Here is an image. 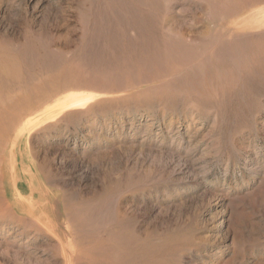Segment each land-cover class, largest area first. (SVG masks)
<instances>
[{"label":"rangeland","instance_id":"1","mask_svg":"<svg viewBox=\"0 0 264 264\" xmlns=\"http://www.w3.org/2000/svg\"><path fill=\"white\" fill-rule=\"evenodd\" d=\"M0 264H264V0H0Z\"/></svg>","mask_w":264,"mask_h":264},{"label":"bare ground","instance_id":"2","mask_svg":"<svg viewBox=\"0 0 264 264\" xmlns=\"http://www.w3.org/2000/svg\"><path fill=\"white\" fill-rule=\"evenodd\" d=\"M82 99H75L72 98L70 99L68 102H66L65 104H63V108L70 110V109H75L77 108L81 103H82Z\"/></svg>","mask_w":264,"mask_h":264}]
</instances>
